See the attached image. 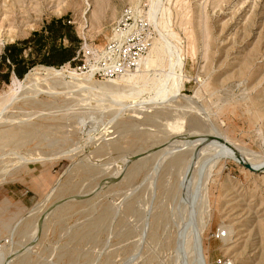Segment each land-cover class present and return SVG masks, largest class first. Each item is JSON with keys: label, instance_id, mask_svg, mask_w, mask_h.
<instances>
[{"label": "rangeland", "instance_id": "rangeland-1", "mask_svg": "<svg viewBox=\"0 0 264 264\" xmlns=\"http://www.w3.org/2000/svg\"><path fill=\"white\" fill-rule=\"evenodd\" d=\"M126 6L163 44L147 76L84 79L81 54L45 75L39 41L99 47ZM14 42L0 264H264V0H0V56Z\"/></svg>", "mask_w": 264, "mask_h": 264}, {"label": "built area", "instance_id": "built-area-1", "mask_svg": "<svg viewBox=\"0 0 264 264\" xmlns=\"http://www.w3.org/2000/svg\"><path fill=\"white\" fill-rule=\"evenodd\" d=\"M154 28L152 23L140 15L131 6L122 10L119 19L112 25L110 36L99 47L80 46L75 57L81 54V63L75 70H80L93 79L110 80L134 71L153 43ZM70 65V63L68 62ZM226 235L224 230L217 231V237ZM215 264H231L225 258H218Z\"/></svg>", "mask_w": 264, "mask_h": 264}, {"label": "trees", "instance_id": "trees-1", "mask_svg": "<svg viewBox=\"0 0 264 264\" xmlns=\"http://www.w3.org/2000/svg\"><path fill=\"white\" fill-rule=\"evenodd\" d=\"M66 24L62 20L50 21L48 22L43 29L46 37L54 41L55 39H62V36H66L64 29H66ZM45 37V38H46ZM38 50H42V58L40 63L45 64L46 66H58L64 62H69L70 64L75 65L76 62L73 59L75 57V51L70 47H65L64 45H55L54 43L45 42L41 44L38 42ZM4 65L7 68V72L2 73L0 70V78L5 81L9 80L11 74L16 78H22L27 72L26 59L22 55L21 47L18 46V43L14 42L4 46L3 54L0 56V67Z\"/></svg>", "mask_w": 264, "mask_h": 264}, {"label": "bare ground", "instance_id": "bare-ground-1", "mask_svg": "<svg viewBox=\"0 0 264 264\" xmlns=\"http://www.w3.org/2000/svg\"><path fill=\"white\" fill-rule=\"evenodd\" d=\"M156 7V5L154 6V9H156L155 8ZM154 13H155V11H154ZM153 14V11H151L150 12V17L151 16H153L152 15ZM155 15V14H154ZM155 17V16H154ZM162 42L159 40V41H157V42H155L154 44H153V46H152V48H150V49H152V51H151V54L149 53V51H148V53H147V55L145 56V57H143V59L141 60V62L139 63V65L137 66V68L141 65V69L142 70H138L137 68V72H135V73H132V74H128V75H124V76H122V79L123 80H128V81H132V80H137V79H139V78H141V77H144V76H147V73H146V71H148V69H149V67L150 66H154V65H156V63H157V61L158 60H160V56H161V52H162ZM143 61V62H142ZM179 62V61H178ZM142 63V64H141ZM179 64H180V62H179ZM178 64V65H179ZM41 68V70H43V72L45 73V75H47V76H51V77H59V76H63V74H62V72L60 71V70H58L57 68H55V67H52V66H41L40 67ZM139 68V69H140ZM153 69V68H152ZM134 70V71H135ZM73 72H75V70L73 69ZM71 73V72H70ZM76 73V72H75ZM73 74V73H72ZM27 77H29V74H27ZM87 78H89V80H90V78H91V75H84V79H87ZM88 80V81H89ZM91 81V80H90ZM110 81V80H109ZM12 82H14V83H16V82H19V80L15 77V78H12ZM110 83H113L114 84V82H110ZM100 85V84H99ZM98 85V86H99ZM103 84H101V86H102ZM107 85V84H106ZM106 85L104 86V88H106ZM96 86H97V84H96ZM109 86H110V84H109ZM99 88L101 89L102 87H100L99 86ZM103 90V89H102ZM173 125V124H172ZM176 125V124H175ZM181 127V126H180ZM175 129V128H174ZM23 133V132H22ZM227 144H228V146L229 145H231L230 143H228V142H226V144H222V145H224L225 147H227L228 149H229V147L227 146ZM230 151H231V153L237 158V160L238 161H240L241 162V164L244 162H242V158L240 157V155L238 154H235V153H233V151L231 150V149H229ZM245 163V162H244ZM248 164V163H247ZM252 166V165H251ZM253 167V166H252ZM258 168H260V167H258ZM251 171H257V168H252V169H250ZM197 249V248H196ZM198 251V250H197ZM197 255H198V253H197ZM200 257V256H199ZM200 259V258H199ZM202 261V260H201Z\"/></svg>", "mask_w": 264, "mask_h": 264}, {"label": "water", "instance_id": "water-1", "mask_svg": "<svg viewBox=\"0 0 264 264\" xmlns=\"http://www.w3.org/2000/svg\"><path fill=\"white\" fill-rule=\"evenodd\" d=\"M242 162H243V160H242ZM242 165H244L249 170L253 168L250 164H247V163H244V162L242 163Z\"/></svg>", "mask_w": 264, "mask_h": 264}]
</instances>
